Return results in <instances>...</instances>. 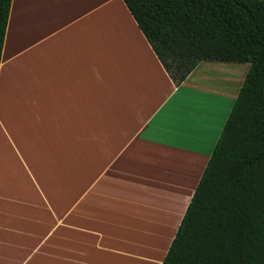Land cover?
Wrapping results in <instances>:
<instances>
[{"label":"crops","instance_id":"crops-1","mask_svg":"<svg viewBox=\"0 0 264 264\" xmlns=\"http://www.w3.org/2000/svg\"><path fill=\"white\" fill-rule=\"evenodd\" d=\"M248 68L176 85L123 0H11L0 264H162Z\"/></svg>","mask_w":264,"mask_h":264},{"label":"trees","instance_id":"trees-1","mask_svg":"<svg viewBox=\"0 0 264 264\" xmlns=\"http://www.w3.org/2000/svg\"><path fill=\"white\" fill-rule=\"evenodd\" d=\"M123 1L176 85L203 61L249 64L162 264H264V0Z\"/></svg>","mask_w":264,"mask_h":264},{"label":"bare ground","instance_id":"bare-ground-1","mask_svg":"<svg viewBox=\"0 0 264 264\" xmlns=\"http://www.w3.org/2000/svg\"><path fill=\"white\" fill-rule=\"evenodd\" d=\"M215 68V67H214ZM214 70H216V69H214ZM218 71H220V69H218ZM221 72V71H220ZM213 73V72H212ZM238 77H241V76H239V75H237ZM211 77H214V76H211ZM216 77V76H215ZM215 77H214V79H215ZM217 78H220V77H217ZM223 80V79H222Z\"/></svg>","mask_w":264,"mask_h":264},{"label":"rangeland","instance_id":"rangeland-1","mask_svg":"<svg viewBox=\"0 0 264 264\" xmlns=\"http://www.w3.org/2000/svg\"><path fill=\"white\" fill-rule=\"evenodd\" d=\"M241 64H243V65H244V64H248V63H241Z\"/></svg>","mask_w":264,"mask_h":264}]
</instances>
